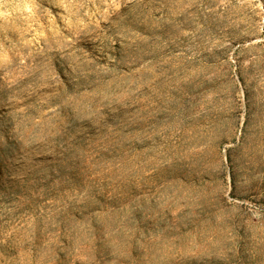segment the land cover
Segmentation results:
<instances>
[{
    "label": "rangeland",
    "instance_id": "rangeland-1",
    "mask_svg": "<svg viewBox=\"0 0 264 264\" xmlns=\"http://www.w3.org/2000/svg\"><path fill=\"white\" fill-rule=\"evenodd\" d=\"M0 264H264V0H0Z\"/></svg>",
    "mask_w": 264,
    "mask_h": 264
}]
</instances>
